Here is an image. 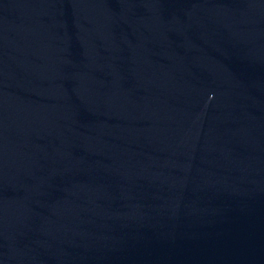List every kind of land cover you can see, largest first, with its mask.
Returning <instances> with one entry per match:
<instances>
[{
	"label": "water",
	"instance_id": "95a60500",
	"mask_svg": "<svg viewBox=\"0 0 264 264\" xmlns=\"http://www.w3.org/2000/svg\"><path fill=\"white\" fill-rule=\"evenodd\" d=\"M0 264H264V0H0Z\"/></svg>",
	"mask_w": 264,
	"mask_h": 264
}]
</instances>
